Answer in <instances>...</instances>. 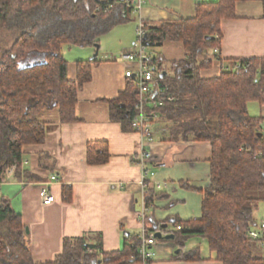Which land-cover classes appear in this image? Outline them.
<instances>
[{"label": "trees", "instance_id": "obj_1", "mask_svg": "<svg viewBox=\"0 0 264 264\" xmlns=\"http://www.w3.org/2000/svg\"><path fill=\"white\" fill-rule=\"evenodd\" d=\"M242 1L252 0L200 4L193 19L144 24L143 41L148 51L154 50L149 67L175 97L174 102L155 109L161 138L209 142L212 147L211 185L204 191L203 218L185 225L175 222L182 225L176 233L177 245L183 249L187 239L204 237L222 264H264V255H256L248 234L260 200L252 193L264 192V118L251 116L248 109L252 102L264 105V60L234 61L211 79H203L200 72L210 69L213 61L198 60L220 47L221 23L235 19L236 3ZM97 8L96 0H0V29L13 37L12 43L0 44V185L12 168L17 181H37L25 168L23 149L45 143V125L38 118L42 111L58 110L63 124L77 122L78 93L91 82L98 59L77 62V80L71 81L63 47L93 48L100 45L101 36L128 21L120 16L121 4L108 13ZM173 42L183 44L185 59L168 63L157 49ZM138 100V87L130 79L119 98L109 101L111 120L120 122L126 132H134ZM109 161L106 143L88 145L89 165ZM39 163L42 169L55 172L56 162L49 154L41 153ZM152 168L145 166V187ZM146 193L151 197L148 188ZM72 194V188L64 185L65 202L72 200ZM141 247L139 236L125 235L121 251L106 253L102 237L88 234L65 239L62 254L47 264H143ZM175 260L200 261L201 255L199 251L181 252ZM0 264H39L34 262L21 214L1 195Z\"/></svg>", "mask_w": 264, "mask_h": 264}, {"label": "crops", "instance_id": "obj_2", "mask_svg": "<svg viewBox=\"0 0 264 264\" xmlns=\"http://www.w3.org/2000/svg\"><path fill=\"white\" fill-rule=\"evenodd\" d=\"M218 1L144 0L141 12L131 14L127 23L120 25L129 24L137 30L141 23L157 25L193 19L197 5ZM235 15V19L221 23L220 47L201 57L213 61L210 69L201 70L203 79L219 77L234 61L264 60V1L238 2ZM133 39L134 36L127 46L133 44L134 47ZM67 47H63V54L68 63V78L76 81V63L91 60L96 51L94 47ZM110 49L112 51H106L110 53L101 59L100 47L98 64L92 68V80L78 93L77 122L61 123L58 110H44L39 114V121L45 125V143L23 149L25 168L37 181L19 182L13 175L0 185V195L22 216L34 262L53 263L62 254L64 240L68 238L88 234L101 236L103 251L111 253L123 249L125 235L143 238L162 232L164 237L174 235L175 238H155L152 264H222L206 238L191 237L184 242L183 249L176 241V233L181 231L176 229V221L185 225L203 218L204 191L211 185V144L169 142L161 138L157 125L155 143L151 147L153 160L146 165L153 168L149 170V184L145 187V168L141 161L144 137L124 131L120 122L112 121L109 104L126 90L130 81L126 72L134 64L116 61L121 53ZM153 51H148V55L154 56ZM157 52L168 63L185 59L184 46L179 42L166 43ZM258 116L264 118V105ZM92 142L108 145L110 161L107 164H88V145ZM41 153L55 160L54 173L40 167ZM54 174L58 180L51 182ZM46 184L55 198L49 206H44L39 196L41 186ZM64 185L72 188L70 202L63 199ZM147 188L151 197L146 193ZM263 222L249 223V231L251 225L257 228ZM156 224L162 226L161 230H157ZM253 242L254 250L264 255V247ZM177 250L180 253L199 251L201 260L177 261L175 257L180 254H176Z\"/></svg>", "mask_w": 264, "mask_h": 264}, {"label": "built area", "instance_id": "obj_3", "mask_svg": "<svg viewBox=\"0 0 264 264\" xmlns=\"http://www.w3.org/2000/svg\"><path fill=\"white\" fill-rule=\"evenodd\" d=\"M97 3V10H102L104 13H108L115 4H121L123 10L120 16L123 20H128L131 14L141 12L144 0H111L107 2L97 0ZM136 35L137 39L134 44V49L124 51L116 61L134 64L133 67L127 70L126 78L134 79L139 90V100L135 105L136 116L132 122V128L134 132L144 137L141 149V161L143 168H145L147 162L153 160L151 147L155 143L156 127L159 119V114L155 109L162 106L164 102H174L175 97L169 95V86L157 80L153 70L149 67L152 57L148 55V49L144 45L143 39L145 32L143 23L137 28ZM14 171L15 168L8 170L6 177H13ZM51 180L52 182L57 181L56 176H52ZM39 196L44 206L53 204L55 200L49 184L41 186ZM176 229L182 230V227L177 226ZM249 237L264 247V222L258 225L257 228L251 225ZM141 240L142 247L140 254L143 257V264H150V261L153 260L155 255L152 247L155 246L156 239L152 235L150 237H141Z\"/></svg>", "mask_w": 264, "mask_h": 264}, {"label": "rangeland", "instance_id": "obj_4", "mask_svg": "<svg viewBox=\"0 0 264 264\" xmlns=\"http://www.w3.org/2000/svg\"><path fill=\"white\" fill-rule=\"evenodd\" d=\"M128 25H120L119 27L113 28L107 34L100 37L99 42H100L101 52H100L99 58L102 59V56L104 57L106 53H110V52H106V51H112L110 48H113L114 50L120 52L121 54H123V52L126 50L130 51V49L131 50L134 49L133 44H130V46H127V45H128V43H130L129 39L133 36H134L133 40L135 42V40L137 38L136 28H132V26H128ZM12 41H13V37L4 33L0 29V44H2V45L3 44H10V43H12ZM66 46L78 48V47L73 46V45H66ZM69 47H67V48H69ZM157 51H159V49H157ZM70 54H72V53H70ZM202 58H203V56H202ZM202 58L200 57L199 59H202ZM263 82H264V79H263ZM248 109H249V112L251 115L259 117L258 115H260L261 106L257 102L250 103ZM262 127H263L262 133L264 135V121H263ZM252 195H253V197L260 199L255 204L254 211H253V213H254L253 217H254V220H257L258 223H261L264 220V192L254 191L252 193ZM254 248H255V245H254ZM255 252L260 256H262V254H263V252H261V251H255Z\"/></svg>", "mask_w": 264, "mask_h": 264}, {"label": "water", "instance_id": "obj_5", "mask_svg": "<svg viewBox=\"0 0 264 264\" xmlns=\"http://www.w3.org/2000/svg\"><path fill=\"white\" fill-rule=\"evenodd\" d=\"M94 48H95L96 52H95V54H94L92 59H96L98 57V54H99V51H100V45L97 44V45L94 46ZM262 135H260V137H262ZM165 228H167V225L164 226V229ZM154 237L159 239V240H162V239L173 240L175 238L174 235H168V236L164 237L162 232H157ZM179 253H180V250H177L176 254H179Z\"/></svg>", "mask_w": 264, "mask_h": 264}]
</instances>
